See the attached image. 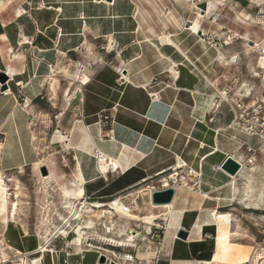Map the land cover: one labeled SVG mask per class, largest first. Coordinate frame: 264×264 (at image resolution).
Here are the masks:
<instances>
[{
    "label": "crops",
    "instance_id": "1",
    "mask_svg": "<svg viewBox=\"0 0 264 264\" xmlns=\"http://www.w3.org/2000/svg\"><path fill=\"white\" fill-rule=\"evenodd\" d=\"M203 2L208 3L204 15L197 9ZM214 2L22 0L16 8L22 13L16 17L14 10H7L11 2L1 5L0 12L5 10L0 14V73L8 69L12 77L5 74L7 90L0 91V185L4 176L43 166L51 181L56 165L51 160L58 156L54 160L61 169L79 172V199L103 214L126 213L119 208L123 198L118 196L140 186L160 188L163 181L168 184L164 189L174 190L171 210L164 215L168 225L165 222L156 252L142 258H156L155 264L207 262L199 259L215 251L214 214L228 208L233 198L232 177L220 169L230 155L215 145L227 136L232 107L220 101L217 112L209 110L217 99L211 79L218 56L223 55L214 37L220 25L210 20L221 7ZM80 55L83 78L73 97L76 111L55 117L67 127L74 123L73 135L70 139L57 131L52 142L61 150L42 159L32 118L40 113L45 87L51 93L56 87L53 73L62 68L65 78V69L72 68ZM67 79L66 87H73L75 82ZM202 101L206 110L200 107ZM203 141L208 142L206 150L199 147ZM98 155L103 157L97 161ZM100 163L107 164V174L100 172ZM146 192L145 204L150 206ZM172 215L176 216L170 219ZM3 217L6 214L0 213ZM9 225L0 227V236L9 234ZM181 231L187 233L185 241L177 238ZM13 233L19 239L26 235ZM18 238L12 244L15 251L34 249L35 244ZM200 242L203 246L195 244Z\"/></svg>",
    "mask_w": 264,
    "mask_h": 264
},
{
    "label": "rangeland",
    "instance_id": "2",
    "mask_svg": "<svg viewBox=\"0 0 264 264\" xmlns=\"http://www.w3.org/2000/svg\"><path fill=\"white\" fill-rule=\"evenodd\" d=\"M214 1L216 5L221 4V7H217L218 11L210 17V20H216V23L220 25L214 37L216 47L223 53L225 62H218L219 65L217 64L216 73L211 82L215 83V89L225 93L227 100L225 103L232 107L230 111L234 118L231 125L237 119L233 128H242L245 134L255 135L247 138L243 134L236 133L230 125L226 138L219 139L215 144L229 155L236 153L237 148H242L244 169L236 180V195L231 198V202L226 204L229 207L218 213L221 217V227L228 232L222 236L223 239L220 241L218 264H242L251 257L254 250L262 249V252L256 251L254 254L264 255V142L259 138V136L264 137V3H261L262 0ZM8 2V0L4 1V5ZM21 2L22 0H13L8 5L7 10H14L15 17L22 13L20 9H16ZM258 17L262 19L261 22H257ZM10 57L13 59L14 55ZM74 62L72 68L65 69L67 71L65 78L62 68H57L53 73L58 80L55 94L52 96V93L48 92L45 87L38 103L40 113L32 118V130L42 159L61 150L60 144L52 142L57 131L69 136L70 139L73 135L71 126L74 123L67 127L56 122L55 117L65 112L72 115L76 111L73 97L78 93L79 83L83 78L77 69L83 63L82 56L80 55L79 59H75ZM7 71L8 69H5V72ZM67 78L71 79V83L75 82L73 87H66L69 84ZM69 88H71L70 94L66 97L65 94ZM246 91H250L249 97ZM48 99L52 100L48 102ZM213 103L215 104L213 113H215L220 100L215 99ZM200 107L206 110L203 101ZM203 142L204 144L201 143L199 147L200 149L204 147L206 150L205 145L208 142ZM209 146L213 147L212 144ZM54 159L51 160L56 162L51 171V181L48 179L46 184H43L40 179L39 169L35 172L27 169L3 177L4 182L0 185V213H5L7 217L0 219V227L10 225L9 234L5 237L0 236V264L1 260H7L5 264H40L35 263L37 259H42L41 264H98L99 255L102 254L119 264H128L122 260L125 256L133 255V257L141 258V254L153 252V250H147L152 242L148 234L155 229H161L162 232L165 222H160L159 219L151 220L153 216H150L149 212L163 216L165 210L160 208L152 210L149 205L145 204L146 191L153 186L149 185L148 187H136L128 195L117 197L123 198L119 208L126 209V213L138 221H132L126 227V220L119 219L118 215L112 219V224L109 223L111 220L102 219L82 239V250L87 252L78 254V249L74 247V244L78 242L77 236L81 228L91 220V214L86 212L87 210L95 212L97 209L95 205L85 204L83 199H79V185L82 184V179L77 176L79 172L75 169H61L57 160ZM67 163L70 165L69 162ZM61 191L66 195H63ZM63 196L78 204V219L68 225L59 220V216L63 218L69 216L65 209ZM13 198L16 200L13 201ZM13 203H18L17 216L19 217L14 221L10 218ZM175 216L172 215L170 219ZM149 224L150 226L156 225L146 229L145 225ZM104 226L111 228L114 226V230L106 234L107 230ZM55 227H59L58 233L55 232ZM118 230H124L126 234L131 231L140 234L132 243L135 246L134 249L118 248L115 244L99 241L98 237H103L118 242ZM14 231H23L26 235L22 239L17 238L22 243H28L29 246L35 244L34 249L27 253L15 251L16 247L13 245L17 238L13 235ZM51 232L55 233L52 234L49 239L50 244L47 245V251H50L44 256L32 254L37 244L40 242L41 245L44 244L39 237L44 238ZM216 237L217 235L214 249L216 248Z\"/></svg>",
    "mask_w": 264,
    "mask_h": 264
},
{
    "label": "bare ground",
    "instance_id": "3",
    "mask_svg": "<svg viewBox=\"0 0 264 264\" xmlns=\"http://www.w3.org/2000/svg\"><path fill=\"white\" fill-rule=\"evenodd\" d=\"M4 1H6V0H0V6L1 5H4ZM9 2L8 3H10V2H12L13 0H8ZM262 4L264 3V0H262V2H261ZM216 14V13H215ZM212 15H214V14H212ZM257 22L259 21V22H261V18L260 17H258L257 19ZM216 21V20H215ZM263 23V22H262ZM195 32H197V31H195ZM255 47H257V46H255ZM217 62H219V63H224L225 62V59H224V57H223V55L222 54H219V56H218V60H217ZM81 67V65L78 67V69ZM79 72H80V70H78ZM4 74H6L8 77H12L11 75H8V73L7 72H4ZM80 76V75H79ZM82 76V75H81ZM70 90L71 89H68L67 90V93H66V96L70 93ZM51 91H52V93L53 94H55V89L54 88H51ZM215 91H216V93H217V99H219L220 101H223V102H227V100H226V97H225V93L224 92H221V91H218V90H216L215 89ZM246 93H247V96L249 97L250 96V91H246ZM217 106H218V104H217ZM213 109H215V104L214 103H211L210 104V106H209V110L210 111H212ZM236 121H237V119L234 121V123H233V125H231L232 126V129L236 132V133H238V134H243V135H245V136H247V138H250L251 136H255V135H253V134H245L244 132H245V130H243L242 128L241 129H235V128H233V126L235 127V123H236ZM239 121V120H238ZM241 121V120H240ZM218 129V128H217ZM234 137H232V139H233ZM259 138H261L262 140H263V142H264V137H261V136H259ZM236 150H238V151H236V153H234L233 155H230L231 156V158L232 159H234V160H236L240 165H241V170H240V172H239V174L237 175V176H239V175H241V173L243 172V169H244V159H242V156H241V153H240V150H241V148H237ZM229 156V157H230ZM102 157L103 156H101V155H98L97 156V158L100 160V159H102ZM106 161V159H104V162ZM109 164V163H108ZM113 164V163H112ZM113 167H116L114 164H113ZM99 170H100V172H102L103 174H107L108 173V167H107V164H106V166L104 165V164H99ZM101 174V173H100ZM40 176L42 177L41 179H42V182H43V184H46L47 183V181H48V179L49 178H47V176H48V174H47V176H46V178H45V176H42L41 174H40ZM229 176V175H228ZM237 176H235V177H232V176H230V177H232V180L231 181H229V182H231V184L233 185L231 188H232V190H233V198H234V196L236 195V189H235V187H236V177ZM253 179V178H252ZM251 180V179H250ZM249 181V180H248ZM247 181V182H248ZM45 186V185H44ZM231 186V185H230ZM248 187V186H247ZM250 188V187H249ZM248 188V189H249ZM44 189V188H43ZM247 189V190H248ZM250 191V190H249ZM227 192V191H226ZM149 194V193H148ZM259 194V193H258ZM229 195V194H228ZM248 195V194H247ZM261 195V194H260ZM207 196V195H206ZM64 197V196H63ZM229 197V196H228ZM228 197H226L227 199H228ZM261 197V196H260ZM224 198V197H223ZM264 198V197H263ZM64 199H65V204H66V207H65V209L67 210V212H68V217H65V218H63V217H60L59 216V220H60V222H64V224L65 225H68V224H71V222H75L77 219H78V216H79V210H78V204H76V203H74V202H72V201H70V200H67V198L66 197H64ZM209 199V198H208ZM219 199V198H218ZM230 199H228V201H229ZM234 201V200H233ZM253 203V202H252ZM112 204L114 205L113 207H117V205L119 204V200L117 199V200H115L114 202H112ZM80 205V204H79ZM81 206V205H80ZM217 206V205H216ZM226 206V205H225ZM252 206V205H251ZM11 207H12V211L10 212L11 213V215H10V218H11V220L12 221H14V219H15V215H16V213H17V211H18V203H13V204H11ZM150 207H151V209L152 210H155V209H163V210H165V212H169L170 210H171V206L170 205H166V206H161V207H156V206H151L150 205ZM103 209V208H102ZM112 209V208H111ZM114 209V208H113ZM100 212H101V210H100ZM103 214H98V212H94V211H92V210H87V214H91V216H90V219L91 220H89L88 221V223H86L85 224V226H83L82 228H81V231L79 232V234H78V236H77V239H78V242L76 243V244H74V247H76L77 249H78V254H82V253H86L87 251H85V252H83V250H82V246H81V242H82V239H83V237L87 234V232L88 231H90V230H93L94 229V227L96 226V223H99V222H101L102 221V219H105V218H107V219H109V220H111L109 223L110 224H112V219L113 218H115L117 215V217L119 218V219H124V220H126V222H125V224H126V227L129 225V224H131V222L132 221H138V219H135L134 217H132V216H130L128 213H125L124 211L123 212H119V211H116V210H114V211H111V210H108V211H104V212H102ZM117 213V214H116ZM148 214V213H147ZM149 215L150 216H153L152 218H151V220H155V219H161L160 221H163V222H166V224L168 225V216L165 218V216L163 215V217L161 216V215H156V214H154L153 212H149ZM120 216H122V218L120 217ZM155 216V217H154ZM214 217H215V222H216V225H217V237H216V248L214 249L215 250V253H214V255H213V258L210 260V261H207V262H205V263H200V264H218V255H219V253H220V241L223 239L222 238V236L223 235H226L228 232L226 231V229L225 228H223V227H221V225H220V220H221V218L219 217V215H217L216 213L214 214ZM150 220V221H151ZM153 223V222H152ZM156 224H152V226H150V224L149 225H145L146 227V229H149L150 227H154ZM105 228H106V230H107V233L106 234H110L111 233V231H113L114 230V226H112V228L111 227H108V226H104ZM59 227H55V232H57L58 233V231L60 230V229H58ZM55 232H53V233H55ZM231 232V231H230ZM52 232L51 233H49V235H47L46 237H44V238H42V237H39V240H41V241H43L44 242V244H42L41 245V242H40V244H38L37 246H36V248H35V250L32 252V254H41L42 256H44V254L45 253H48V251H50V250H48L47 251V249H48V247H47V245H48V243L50 242V237L52 236V234H53ZM140 236V234L138 233V232H136V231H131V232H129V234H126L125 233V231L124 230H118V235H117V238L119 239V241L118 242H116V241H113V240H109V239H106V238H103V237H98V239H99V241H101V242H106V243H112V244H115L116 245V247H118V248H129V247H133L132 246V243L134 242V240L136 239V238H138ZM50 244V243H49ZM84 247V246H83ZM90 252V251H89ZM104 252V251H103ZM105 253V252H104ZM147 253V252H146ZM153 254V252H148L147 254H145V255H143V254H141V256L143 255V256H145V257H150L151 255ZM40 256V255H39ZM106 256V255H105ZM106 257H108V256H106ZM6 258V257H5ZM42 258V257H41ZM220 258V257H219ZM126 259H129V256H127L126 257ZM38 261V263L40 262H42V259H40V260H36V262ZM112 261V260H111ZM250 261V258L247 260V261H244V263H247V262H249ZM8 261L7 260H4V261H2L1 260V264L3 263V264H5V263H7ZM244 263H242V264H244ZM115 264H119V263H117V262H115Z\"/></svg>",
    "mask_w": 264,
    "mask_h": 264
},
{
    "label": "water",
    "instance_id": "4",
    "mask_svg": "<svg viewBox=\"0 0 264 264\" xmlns=\"http://www.w3.org/2000/svg\"><path fill=\"white\" fill-rule=\"evenodd\" d=\"M107 1H110V0H107ZM197 9L200 11V14L204 15V13L208 9V3L207 2L200 3L197 6ZM7 80H8L7 76L1 72L0 73V84H1L0 91L1 92H4L7 90V85H6ZM220 169L225 174L235 177L239 174L241 170V165L236 160L228 156L222 162ZM39 173L42 176H46L48 174L46 167L45 166L40 167ZM173 196H174V190L172 188H166V189L153 191L152 193L149 194L150 204L156 207L170 205L172 203ZM177 238L182 241H185L187 239V233L184 231H181L177 234ZM98 262L99 264H105V256L100 255ZM111 264H114V263L112 262Z\"/></svg>",
    "mask_w": 264,
    "mask_h": 264
},
{
    "label": "built area",
    "instance_id": "5",
    "mask_svg": "<svg viewBox=\"0 0 264 264\" xmlns=\"http://www.w3.org/2000/svg\"><path fill=\"white\" fill-rule=\"evenodd\" d=\"M264 50V49H263ZM107 64H109V65H111L112 64V62H108L107 61ZM116 71H117V73L119 74V80H121V78H122V76L120 75V70H119V68L118 69H116ZM6 85H7V83H6ZM17 87H19V90L21 89V85H19V84H17L16 85ZM4 92H6V91H4ZM97 159V161H98V158H96ZM181 181V180H180ZM180 181H176V182H174V184H179V185H181V182ZM167 185L168 184H166V183H163V181L160 183V188L159 187H156V186H151L150 188H149V194L150 193H152L153 191H157V190H159V189H164L165 187H167ZM164 232H165V229H162V232H161V229H155L153 232L152 231H150L149 232V234H148V236H150V238H151V241L152 242H150V246L147 248V250H153V251H155L156 252V250L159 248V246H160V244H161V240H162V234L164 235ZM133 247H129L130 249H134L135 248V246L134 245H132ZM262 252V249H259V251L258 250H254V252L252 253V255H251V257H250V261L249 262H247V263H244V264H264V255H262V256H260V255H258V254H254L255 252ZM154 252V253H155ZM102 255H104V254H102ZM105 256V255H104ZM126 257L127 256H125V258L124 259H122V260H124V262H126V263H128V264H155V261H156V258H154V259H146V258H138L137 256L135 257H133V255H129V259H126ZM135 258V259H134ZM105 264H111L112 262L115 264V262L114 261H111V260H109V258H107L106 256H105ZM121 264H123V263H121Z\"/></svg>",
    "mask_w": 264,
    "mask_h": 264
},
{
    "label": "trees",
    "instance_id": "6",
    "mask_svg": "<svg viewBox=\"0 0 264 264\" xmlns=\"http://www.w3.org/2000/svg\"><path fill=\"white\" fill-rule=\"evenodd\" d=\"M195 244H197V245H199V246H203V242H200V243H195ZM211 252H209V254H208V256L206 257V259H199V260H205V261H210L211 259ZM213 255V254H212Z\"/></svg>",
    "mask_w": 264,
    "mask_h": 264
}]
</instances>
